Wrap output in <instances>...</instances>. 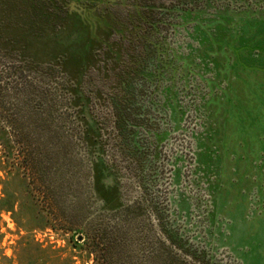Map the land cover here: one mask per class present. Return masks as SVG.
Here are the masks:
<instances>
[{
	"label": "rangeland",
	"instance_id": "obj_1",
	"mask_svg": "<svg viewBox=\"0 0 264 264\" xmlns=\"http://www.w3.org/2000/svg\"><path fill=\"white\" fill-rule=\"evenodd\" d=\"M261 38L264 0H0V264H264Z\"/></svg>",
	"mask_w": 264,
	"mask_h": 264
},
{
	"label": "trees",
	"instance_id": "obj_2",
	"mask_svg": "<svg viewBox=\"0 0 264 264\" xmlns=\"http://www.w3.org/2000/svg\"><path fill=\"white\" fill-rule=\"evenodd\" d=\"M3 80L4 79H0V146L3 148V150L10 149L11 151H7L5 157H0V164L5 158V162H11L12 166L14 167L18 163V158L20 157V155L19 153L11 152L15 150L16 152H18L19 149L17 148V146L19 147L23 142L21 136L24 135L25 131H28V133H31L32 131L30 128H27V130H25L24 117L18 115L17 113H11L4 107H6V103H10L11 94L15 95V97H17L18 99H21L23 94L29 89V85L26 83V81L23 82L24 77L18 76L16 78V83L12 86V89H10L12 92L10 94L8 93L9 89H5L3 85L4 83L8 82H4ZM18 99L16 100L17 102L15 103V105H19L18 103H20V100ZM112 243L113 242L109 240L107 243L102 242L98 244L99 249H95L93 251L95 252L96 256V264H111L110 262L105 260H108L111 257L110 254H112V252L115 250H113L114 245Z\"/></svg>",
	"mask_w": 264,
	"mask_h": 264
},
{
	"label": "crops",
	"instance_id": "obj_3",
	"mask_svg": "<svg viewBox=\"0 0 264 264\" xmlns=\"http://www.w3.org/2000/svg\"><path fill=\"white\" fill-rule=\"evenodd\" d=\"M259 27H260V26H259ZM260 34H263V33H262V31H259V35H260ZM261 41H263V39H262V38H261ZM263 42H264V41H263Z\"/></svg>",
	"mask_w": 264,
	"mask_h": 264
},
{
	"label": "water",
	"instance_id": "obj_4",
	"mask_svg": "<svg viewBox=\"0 0 264 264\" xmlns=\"http://www.w3.org/2000/svg\"><path fill=\"white\" fill-rule=\"evenodd\" d=\"M80 239L82 238V235H80V237H79Z\"/></svg>",
	"mask_w": 264,
	"mask_h": 264
}]
</instances>
